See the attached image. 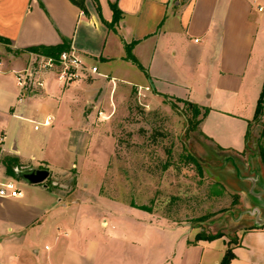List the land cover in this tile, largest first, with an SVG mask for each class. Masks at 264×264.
<instances>
[{"label": "crops", "instance_id": "obj_1", "mask_svg": "<svg viewBox=\"0 0 264 264\" xmlns=\"http://www.w3.org/2000/svg\"><path fill=\"white\" fill-rule=\"evenodd\" d=\"M112 4L120 15L109 27ZM84 6L0 0V168L6 174L5 157L55 177L72 168L80 173L93 159L87 148L104 138L102 116L134 87L207 108L198 123L202 135L223 151L246 149L264 82V0H84ZM60 44L98 74L64 85L41 69L35 77L42 86L21 89L16 75L30 65L29 48ZM125 44L140 67L127 58ZM48 116V125L35 128ZM20 189V197H0V264H100L104 242L118 235L105 229L128 227L127 217H104L109 209L96 187H75L68 195L79 197L70 202L53 185L25 182ZM189 240L175 239L170 264H219L227 247L224 236ZM233 252L229 264H264V224L244 225Z\"/></svg>", "mask_w": 264, "mask_h": 264}, {"label": "rangeland", "instance_id": "obj_2", "mask_svg": "<svg viewBox=\"0 0 264 264\" xmlns=\"http://www.w3.org/2000/svg\"><path fill=\"white\" fill-rule=\"evenodd\" d=\"M111 107L102 116L104 138L87 148L93 159L80 173L72 168L44 181L68 202L79 197L68 195L75 187H96L109 209L104 217H127L128 227L105 229L118 235L104 242L100 264H120L118 256L129 257L122 264H170L176 238L221 233L237 242L244 225L258 221L254 206L264 216V196L252 195L264 180L256 147L260 125L253 123L246 149L223 151L202 135L191 107L179 99L134 87ZM23 183L17 180L20 188Z\"/></svg>", "mask_w": 264, "mask_h": 264}, {"label": "built area", "instance_id": "obj_3", "mask_svg": "<svg viewBox=\"0 0 264 264\" xmlns=\"http://www.w3.org/2000/svg\"><path fill=\"white\" fill-rule=\"evenodd\" d=\"M30 55V65L17 72V83L21 89H26L33 83L42 86V81L35 77V72L43 69L53 71L62 84H69L74 81L86 80L94 74H98L97 67L87 64L84 59L74 50L61 51L57 56ZM140 88H138L139 91ZM146 89H148L146 87ZM51 117L48 116L42 123L36 122L35 128L39 125H48ZM1 166V162H0ZM14 176L7 175L4 169L0 168V197L17 198L22 191ZM47 185V184H46Z\"/></svg>", "mask_w": 264, "mask_h": 264}, {"label": "trees", "instance_id": "obj_4", "mask_svg": "<svg viewBox=\"0 0 264 264\" xmlns=\"http://www.w3.org/2000/svg\"><path fill=\"white\" fill-rule=\"evenodd\" d=\"M71 1L73 4H75L77 7H79L80 9L85 11V6H84V0H69ZM112 10H113V17L110 23H108L107 25L109 27H113V24L118 20L120 12L117 9V7L112 4ZM68 48L66 46H64L63 44L61 45H56V46H39V47H31L29 48L30 51L35 50V51H40L43 52L44 54H48V55H53V56H57L61 51L63 50H67ZM125 49L127 52V58H131L132 61H134L139 67L140 65L137 63V61L131 56L130 54V44H125ZM183 101L184 103L188 104L191 109H192V117L196 119V123L198 124L200 121V117L203 116L205 114V112L207 111V108H202L200 106H198L197 104L193 103V102H189L187 100H180ZM264 113V82L261 88V92L260 95L257 99L256 105H255V111H254V116H253V123L255 125H260L261 129L259 132V136L257 138V151H258V155L260 157L261 162L264 164V124L260 122V117L261 115ZM200 115V117H199ZM252 123L247 127L246 133H245V139L247 141L248 144V138L250 136V132H251V127H252ZM246 144V145H247ZM247 148V146H246ZM4 162V166L6 169V172L9 175H13V167L14 166H18V162L15 158L13 157H5L3 159ZM260 227V226H258ZM223 236V234L221 233H216V234H206L204 232H197L194 235L193 240H189L188 243H195L196 241L199 240H212L218 237ZM237 245V242L235 241H231L228 240L227 241V247L225 249V252L219 262V264H229L230 260L234 257V252H233V247Z\"/></svg>", "mask_w": 264, "mask_h": 264}, {"label": "water", "instance_id": "obj_5", "mask_svg": "<svg viewBox=\"0 0 264 264\" xmlns=\"http://www.w3.org/2000/svg\"><path fill=\"white\" fill-rule=\"evenodd\" d=\"M13 176L16 179H20L26 183H30V184H40L42 183L43 186H46V184L44 183V181L46 180V178L49 176V170L45 167L42 168H29V167H22V166H14L13 167ZM258 177V176H257ZM253 181V185L255 184V179L254 177H252ZM259 184V181H258ZM260 186V185H259ZM257 196V198H261L262 196H264V186L261 187L260 186V190H254V188L252 187V195ZM254 196V197H255ZM254 209H256V217L258 221H254V225L256 226H261L262 224H264V216H260V211L261 210L259 207L254 206Z\"/></svg>", "mask_w": 264, "mask_h": 264}]
</instances>
